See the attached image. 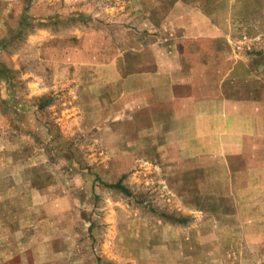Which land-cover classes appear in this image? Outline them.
<instances>
[{"label": "rangeland", "instance_id": "rangeland-1", "mask_svg": "<svg viewBox=\"0 0 264 264\" xmlns=\"http://www.w3.org/2000/svg\"><path fill=\"white\" fill-rule=\"evenodd\" d=\"M216 26L263 87L264 0H0V264H264V182L119 83Z\"/></svg>", "mask_w": 264, "mask_h": 264}, {"label": "crops", "instance_id": "crops-1", "mask_svg": "<svg viewBox=\"0 0 264 264\" xmlns=\"http://www.w3.org/2000/svg\"><path fill=\"white\" fill-rule=\"evenodd\" d=\"M229 37L217 26L192 30L182 36L181 54L159 51L149 69L127 74L119 83L151 95L152 100L143 101L137 95L135 106L142 103L145 109L149 101L154 112L168 119L166 131H159L167 133L175 149L215 158L228 166V173L243 172L245 181L262 183L264 85L251 81L249 63L224 60L219 48L227 47Z\"/></svg>", "mask_w": 264, "mask_h": 264}, {"label": "trees", "instance_id": "trees-1", "mask_svg": "<svg viewBox=\"0 0 264 264\" xmlns=\"http://www.w3.org/2000/svg\"><path fill=\"white\" fill-rule=\"evenodd\" d=\"M111 187L116 188V189H120L122 191H125V188L123 187V185L121 184L120 180L114 184L111 185Z\"/></svg>", "mask_w": 264, "mask_h": 264}]
</instances>
